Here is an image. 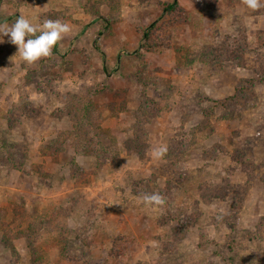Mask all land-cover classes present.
I'll list each match as a JSON object with an SVG mask.
<instances>
[{"label":"rangeland","instance_id":"obj_1","mask_svg":"<svg viewBox=\"0 0 264 264\" xmlns=\"http://www.w3.org/2000/svg\"><path fill=\"white\" fill-rule=\"evenodd\" d=\"M172 1L0 0V24L58 11L72 29L35 63L0 42V208L26 233L0 224V264H264V8L178 0L187 20L145 50ZM71 93L118 162L75 153ZM154 192L164 205L138 203Z\"/></svg>","mask_w":264,"mask_h":264},{"label":"trees","instance_id":"obj_2","mask_svg":"<svg viewBox=\"0 0 264 264\" xmlns=\"http://www.w3.org/2000/svg\"><path fill=\"white\" fill-rule=\"evenodd\" d=\"M108 5L113 6V11L116 10L118 6L116 2L118 0H102ZM207 5H214L217 0H203ZM160 6L162 8L163 16L166 19L160 23H152L147 28L143 29V48L147 51H154L159 47H166L170 45L171 40L174 36V28L181 25L187 20V11L181 6L178 0L172 2H161ZM40 18L57 20L59 19L58 11H50L43 13ZM105 17L100 21V23L105 27L109 28L110 20ZM58 43L53 48L56 49ZM68 100V112L70 121L73 125V130L75 131L74 139V150L78 155H91L95 158L98 166L104 165L107 161L116 163L119 161L118 152L112 147L111 142L108 141L106 136L96 129H100L104 117L96 109L93 101L89 98V93L86 96H81L76 93L69 94ZM141 98L149 103L150 98L146 94V85H142ZM26 107H30L31 103L29 101L23 102ZM145 113L148 111L145 110ZM59 138V137H58ZM54 138L48 142L49 147H56L60 140ZM5 150V147H1V151ZM12 153L8 154L9 159L12 157ZM139 187L145 189L146 185L142 182H138ZM20 213V212H19ZM3 210L0 208V224L3 226L4 240H11L18 236H26L25 231L18 230L14 231L9 226L3 218ZM46 223H50L47 221ZM31 246V245H30Z\"/></svg>","mask_w":264,"mask_h":264},{"label":"clouds","instance_id":"obj_3","mask_svg":"<svg viewBox=\"0 0 264 264\" xmlns=\"http://www.w3.org/2000/svg\"><path fill=\"white\" fill-rule=\"evenodd\" d=\"M242 3L252 10L264 8V0H242ZM71 30L68 23L59 19H46L42 25H37L31 18L20 14L11 26L6 23L0 24V37H2L0 42H3L4 36H9L10 42L18 46L20 58L27 63H35L41 58L51 56L56 44ZM166 152V147H158L154 151V156L161 158ZM165 202L164 196L159 192L145 193L138 200V203L149 208L162 206Z\"/></svg>","mask_w":264,"mask_h":264}]
</instances>
